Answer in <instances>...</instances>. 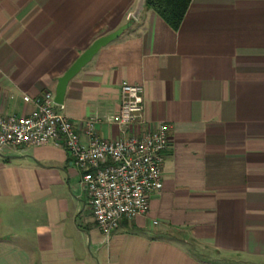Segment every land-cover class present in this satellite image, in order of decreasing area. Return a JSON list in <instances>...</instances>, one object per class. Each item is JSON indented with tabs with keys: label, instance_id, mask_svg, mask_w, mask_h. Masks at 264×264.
Here are the masks:
<instances>
[{
	"label": "crops",
	"instance_id": "crops-1",
	"mask_svg": "<svg viewBox=\"0 0 264 264\" xmlns=\"http://www.w3.org/2000/svg\"><path fill=\"white\" fill-rule=\"evenodd\" d=\"M138 0H0V114L28 115L94 40ZM144 91L145 131L168 125L163 188L107 238L70 153L0 150V264H264V0H192L180 27L144 8L64 95L102 139L121 84Z\"/></svg>",
	"mask_w": 264,
	"mask_h": 264
},
{
	"label": "built area",
	"instance_id": "built-area-1",
	"mask_svg": "<svg viewBox=\"0 0 264 264\" xmlns=\"http://www.w3.org/2000/svg\"><path fill=\"white\" fill-rule=\"evenodd\" d=\"M121 103L109 118L121 137L102 139L96 130L98 118L82 122L88 143L81 141L76 124L55 101L52 91L24 100L36 111L28 115L0 114V150L6 147L46 146L63 148L81 172V185L89 195L96 224L109 238L124 220L146 214L149 197L163 188L162 166L168 146V125L160 122L145 131L130 132L145 124L144 91L139 84H121Z\"/></svg>",
	"mask_w": 264,
	"mask_h": 264
},
{
	"label": "water",
	"instance_id": "water-1",
	"mask_svg": "<svg viewBox=\"0 0 264 264\" xmlns=\"http://www.w3.org/2000/svg\"><path fill=\"white\" fill-rule=\"evenodd\" d=\"M145 6L146 0H138L137 8L132 13V20L120 26L115 31L97 38L84 52L81 53V55L74 61V63L68 68V70L59 78L55 96L56 103H63L66 88L70 79L78 74L80 70L92 60V58L103 46L117 39L131 25L133 19L139 18Z\"/></svg>",
	"mask_w": 264,
	"mask_h": 264
},
{
	"label": "trees",
	"instance_id": "trees-1",
	"mask_svg": "<svg viewBox=\"0 0 264 264\" xmlns=\"http://www.w3.org/2000/svg\"><path fill=\"white\" fill-rule=\"evenodd\" d=\"M192 0H146L147 9L158 13L172 28L178 29Z\"/></svg>",
	"mask_w": 264,
	"mask_h": 264
},
{
	"label": "rangeland",
	"instance_id": "rangeland-1",
	"mask_svg": "<svg viewBox=\"0 0 264 264\" xmlns=\"http://www.w3.org/2000/svg\"><path fill=\"white\" fill-rule=\"evenodd\" d=\"M1 152V151H0Z\"/></svg>",
	"mask_w": 264,
	"mask_h": 264
}]
</instances>
